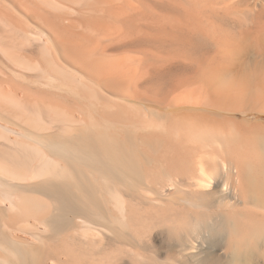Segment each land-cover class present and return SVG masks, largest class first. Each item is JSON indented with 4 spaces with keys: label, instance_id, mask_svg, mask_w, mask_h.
Masks as SVG:
<instances>
[{
    "label": "bare ground",
    "instance_id": "bare-ground-1",
    "mask_svg": "<svg viewBox=\"0 0 264 264\" xmlns=\"http://www.w3.org/2000/svg\"><path fill=\"white\" fill-rule=\"evenodd\" d=\"M0 264H264V0H0Z\"/></svg>",
    "mask_w": 264,
    "mask_h": 264
}]
</instances>
